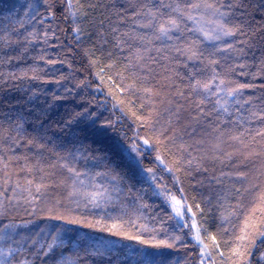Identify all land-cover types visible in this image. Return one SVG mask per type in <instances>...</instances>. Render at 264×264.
<instances>
[{"label":"trees","instance_id":"1","mask_svg":"<svg viewBox=\"0 0 264 264\" xmlns=\"http://www.w3.org/2000/svg\"><path fill=\"white\" fill-rule=\"evenodd\" d=\"M169 196L264 264V0H0V262L206 264Z\"/></svg>","mask_w":264,"mask_h":264},{"label":"rangeland","instance_id":"2","mask_svg":"<svg viewBox=\"0 0 264 264\" xmlns=\"http://www.w3.org/2000/svg\"><path fill=\"white\" fill-rule=\"evenodd\" d=\"M130 155L132 156L133 160L141 167L144 174L149 178L151 182L154 181V175L147 170H144L140 163V155L138 154L137 147L133 145L132 147L127 149ZM158 193L162 196L163 193L161 190L157 189ZM167 201L169 202L172 211L177 219V222L180 224L186 225L188 228H190V232L192 233V239L201 247L202 250V261L206 264H210V250H209V244H207L204 239L202 238L200 234L199 227L197 226L195 220L192 217L191 212L186 211V209L183 208L182 204H176V201H178L174 196H169ZM177 209H179V214L177 213ZM197 234H199V240H197Z\"/></svg>","mask_w":264,"mask_h":264},{"label":"snow or ice","instance_id":"3","mask_svg":"<svg viewBox=\"0 0 264 264\" xmlns=\"http://www.w3.org/2000/svg\"><path fill=\"white\" fill-rule=\"evenodd\" d=\"M192 7H194V8H198V7H200V5H198V4H194V5H192ZM207 7H209V8H212V7H214L213 5H207ZM229 7H231V5H229ZM215 11L217 12V13H219V15L221 16V17H225V16H227L229 13H227V12H221L220 11V9L219 8H216L215 9ZM190 19H194V17H189ZM169 25L171 26V27H169V28H165L164 26H161L160 27V29H159V31L163 34V35H165V36H167L168 35V32L169 31H171L172 29H175V28H178L179 27V24H178V22H177V20L176 19H171V20H169ZM219 28H220V30L223 32V34L225 35V36H233V35H236V32L239 30V29H237V28H229V27H227L225 24H223V23H221L220 25H219ZM196 55V53L195 52H193L192 53V57H194ZM192 57H190V58H192ZM197 83H199V82H197ZM221 83H223V81H221ZM203 87H204V89L205 90H207L208 89V85L207 84H205V85H203ZM241 87H244L243 85H241ZM235 91H237L236 89H234L233 90V93L235 92ZM180 202L179 201H176V204H179ZM177 213L179 214V209H177ZM197 240H199V234H197ZM143 243H147V241H142ZM159 246V245H158ZM168 247H171V245H167ZM9 255H10V253H9ZM0 264H2V262H0Z\"/></svg>","mask_w":264,"mask_h":264}]
</instances>
